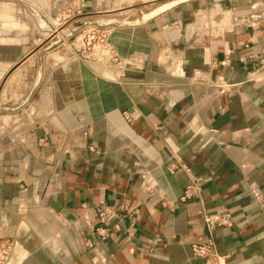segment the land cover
I'll use <instances>...</instances> for the list:
<instances>
[{"label":"crops","instance_id":"crops-1","mask_svg":"<svg viewBox=\"0 0 264 264\" xmlns=\"http://www.w3.org/2000/svg\"><path fill=\"white\" fill-rule=\"evenodd\" d=\"M221 2L224 21L182 1L101 33L104 50L51 63L33 60L48 33L39 18L84 15L91 0H0L6 264H204L191 246L208 240L220 264H264V205L253 197L264 199V78L251 79L264 57V0ZM27 75L25 101L11 89ZM185 168L201 186L181 202ZM225 214L228 226L205 225Z\"/></svg>","mask_w":264,"mask_h":264},{"label":"rangeland","instance_id":"rangeland-1","mask_svg":"<svg viewBox=\"0 0 264 264\" xmlns=\"http://www.w3.org/2000/svg\"><path fill=\"white\" fill-rule=\"evenodd\" d=\"M182 1L189 0H91V5L84 10V15L77 14L80 10H74L73 13L63 10L57 20V17L50 20L51 24L39 18L41 26L48 30V33L42 34L41 41L36 42L32 50L33 60H48L53 63L60 57L78 50L90 51L93 46L98 47L97 38L101 33L141 24L155 13ZM194 1L203 5V16H210L211 20L219 22L225 20L227 13L221 0ZM76 22H83L84 26L76 25ZM30 78L32 80H29ZM30 81L33 85L35 77L27 75L24 81L26 87L20 89V94L19 89H11V92L15 91L13 96L28 101L33 95V88L29 87ZM1 113L0 109V118Z\"/></svg>","mask_w":264,"mask_h":264},{"label":"built area","instance_id":"built-area-1","mask_svg":"<svg viewBox=\"0 0 264 264\" xmlns=\"http://www.w3.org/2000/svg\"><path fill=\"white\" fill-rule=\"evenodd\" d=\"M256 18L259 20L264 19V13L259 14L256 16ZM97 40L101 49H106L103 34H100ZM113 59H115L114 56ZM251 74V79L264 78V57H261L258 66L253 69ZM184 170L190 177L189 183L186 186L182 197L180 198L181 202H185L186 200L191 199L193 196L198 195L201 186V182L190 175L188 168H185ZM253 197L258 205H264V199H262L261 194L254 192ZM111 215L112 212L107 208L102 209L98 214L100 226L95 230V232L101 239H105L108 235V228L105 227V224ZM230 221L231 217L229 214L204 216L205 225L210 230L216 226H228ZM13 248L14 244L12 241L0 239V264H6L9 261L13 252ZM191 251L194 257L203 259L204 264H220V260L222 259V257L216 253L214 244L211 240H208L204 244L192 245Z\"/></svg>","mask_w":264,"mask_h":264}]
</instances>
